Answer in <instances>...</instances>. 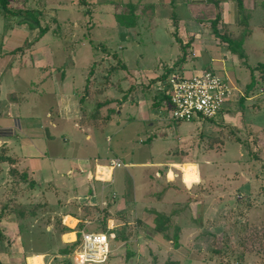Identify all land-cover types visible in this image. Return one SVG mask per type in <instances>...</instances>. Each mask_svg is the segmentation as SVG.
Instances as JSON below:
<instances>
[{"label":"crops","instance_id":"obj_1","mask_svg":"<svg viewBox=\"0 0 264 264\" xmlns=\"http://www.w3.org/2000/svg\"><path fill=\"white\" fill-rule=\"evenodd\" d=\"M127 1L139 3L136 12L141 13L135 27L116 20L119 39L138 43L132 47L137 63L131 67L116 52L101 50L100 58L94 60L98 51L92 52L90 63L78 67L85 35L76 36L75 43L69 39L77 47L73 51L66 42L73 33L55 31L71 28L61 21L60 9L76 11L73 0H55L57 5L32 0L38 15L42 13L39 24L16 20L23 10L19 6L10 17L0 11V147L15 159L13 167L33 182H14L15 188L11 183L4 188L7 194L2 192L0 201L7 200L11 189L17 211L6 210L0 219L5 235L0 264H79L69 247L81 239L82 230L103 231L107 226L114 227L117 238L108 260L98 264H142L149 247L162 250L153 214L167 213L162 207L172 198L179 200L200 185L202 166L194 154L202 153L210 166V158L224 147L217 144L201 152V135L196 138L187 123L192 121L171 119L160 82L172 72L193 75L214 69L235 86L233 96L249 101L264 94V59H253L264 54V0H243V8L238 0ZM47 12H53L52 22L44 20ZM28 26L35 33L40 27L48 31L38 36L31 53H22L18 37ZM158 30L170 35L165 39L170 51H153L152 59L144 61L136 48L155 45ZM244 32L243 46L251 44L241 59L221 35L238 39ZM60 41L66 45L63 54L53 47ZM243 66L259 70L262 84L256 91L232 78ZM233 102L221 113L226 119L221 124L234 127L238 122ZM112 160L121 165L112 166ZM0 165V171L12 166ZM188 165L196 166V178L187 177ZM101 166L108 169L105 178L97 176ZM135 222L137 227L132 226Z\"/></svg>","mask_w":264,"mask_h":264},{"label":"rangeland","instance_id":"obj_2","mask_svg":"<svg viewBox=\"0 0 264 264\" xmlns=\"http://www.w3.org/2000/svg\"><path fill=\"white\" fill-rule=\"evenodd\" d=\"M45 1L57 5L55 0ZM96 1L99 3V8L94 4ZM110 1L121 0H94L90 2L92 6L82 5L79 0H73L76 11L71 7L73 12L70 13L60 9L61 21L71 23V28L68 30L65 27L55 28V31L64 35H68L69 31L73 33L74 37L66 38L68 46L71 44L70 40L74 39V43L79 40L75 39L76 36H81L82 33L85 35L82 36L85 46H80L77 52L78 57L83 59L78 62V67L83 68L86 62L90 63L91 53L96 51L98 53H95L94 60L100 58L102 52L109 51V53L116 52L128 66L137 63L132 50L134 45L132 38H127L126 42L119 39L120 33L114 11H120L122 2L116 7ZM127 2L126 0L124 3ZM17 6L23 10L16 20L33 22L31 15L27 13L28 10L36 11L32 0H9L8 7L11 10H15ZM52 13L44 14V20L52 22L54 19ZM34 31L33 27L28 26L22 29L23 33H19L18 40L22 53L32 52V45L38 39L40 32L39 29L37 33ZM169 37L170 35L165 34L164 31L158 30L156 37L158 41L154 43L155 45H141L135 52H139V55L143 54L144 61L148 57L149 60L152 59L153 51L167 55L170 50L165 39ZM142 38L140 41L144 40V37ZM244 40L246 41L245 38ZM250 44L251 42H247L242 47L244 52ZM71 45L75 51L77 47L73 43ZM119 45L122 48L118 49ZM53 47L55 52L61 51L63 54L66 48L65 41H60L59 45ZM253 59L261 61L264 59V54L259 57L254 56ZM246 63L247 61L244 65ZM110 67L111 65L108 68ZM240 69L238 68L235 74H231L232 78L240 80L247 89L256 91L259 84H262L257 80L260 75L259 70L253 72L245 66ZM259 95L261 97H254L249 101L242 95L232 97V102L235 100L231 106V110L235 112L232 115L238 117L234 127L221 124L226 120L224 114L212 119L202 118L199 121L187 122L191 125V129L195 130L192 134H196V138L201 135L199 139L201 152L217 144L219 147L220 144H224V147H220V152L210 158L212 161L210 166L205 164L206 158L202 153L199 154L197 151L194 154L202 166L203 175L200 185L184 194V197L180 196V201L172 198L168 206L162 207L163 212H167L165 214H169L171 220L167 233L170 238L158 234L156 241L162 250L156 252L147 246L148 250L145 258L142 257V264H264V94ZM186 170L188 178H196L195 165L186 166ZM209 170H211L210 174ZM15 180L8 171L4 169L0 171V197L4 188L13 184ZM178 202L183 208L176 206ZM155 217L154 213L153 218ZM132 226L137 227V222ZM178 228L180 245L175 247L172 238L178 232Z\"/></svg>","mask_w":264,"mask_h":264},{"label":"built area","instance_id":"obj_3","mask_svg":"<svg viewBox=\"0 0 264 264\" xmlns=\"http://www.w3.org/2000/svg\"><path fill=\"white\" fill-rule=\"evenodd\" d=\"M159 89L169 103V113L177 121H199L215 118L231 101L235 86L230 80L212 69H203L193 75L173 72L162 80ZM112 166H120L119 160H112ZM108 169L101 166L97 176L105 178ZM107 226L103 231H81V241L74 250L73 260L79 264L106 262L112 252V242L117 233Z\"/></svg>","mask_w":264,"mask_h":264},{"label":"trees","instance_id":"obj_4","mask_svg":"<svg viewBox=\"0 0 264 264\" xmlns=\"http://www.w3.org/2000/svg\"><path fill=\"white\" fill-rule=\"evenodd\" d=\"M214 3H218L217 0H210ZM240 3V6L243 8V0H238ZM80 4L82 5H88V6H92V4H90L89 0H79ZM111 2V1H110ZM115 3V2H114ZM124 3V2H123ZM120 5L121 9L118 12H115V16H116V20L123 26L126 27H135L136 24L138 23V19L141 15V13H137V9L139 8V3H134L133 1H128L127 4H123ZM9 0H0V11L5 13L6 17H10L12 14H15V12L13 10H11L9 7ZM119 4L116 3V7H118ZM142 10H144V7L141 8ZM88 11V10H87ZM28 14L31 15L33 22L32 23H36L39 24V18L42 16V13L40 12V14L38 15V11H34V10H28L27 11ZM38 15V16H37ZM39 35L41 36L43 35L45 32L48 31V28H44V27H40L39 28ZM246 33H242L241 36L238 39H233L230 38L228 36H223L221 35V37L226 40L227 42H229V46L230 48L236 53L238 54V56L241 59H244L246 57V54L243 50V42H244V38H245ZM124 67V65H123ZM113 68V66H112ZM260 68L264 69V63L260 64ZM249 133H251V131H249ZM255 141V139H254ZM4 150H6L5 148L1 147L0 148V163L2 162H9L10 164H12L11 168L8 170V174L10 176L13 177V179L15 180V183H17V185H19L21 182L24 183H29V186H31L33 184L32 180H29L28 174L25 172H20L16 167H13V163H15V159H13L10 156L5 155ZM14 184V183H13ZM12 184V188H15ZM11 190V189H10ZM10 190L8 189V195H7V200H1L0 201V209H1V213H0V219L3 216V213L5 214L6 210L11 211V210H16V202H14V198L16 197H11L10 194ZM16 191V189L14 190ZM4 194H7V191H4ZM14 199V200H13ZM13 202V203H12ZM156 217L154 219L155 223H156V230L159 231L165 238H170L168 233V229L169 226L171 225L170 222V217L168 215L162 214L160 212H156ZM180 229L178 228V232L174 234L172 241H174V246L175 247H179L180 245V233H179ZM264 234V232H263ZM5 239V235L3 234V232L0 229V240H4ZM81 239H78L77 242H74L70 247H69V251H71V253L73 254L74 250L76 249V247L79 245Z\"/></svg>","mask_w":264,"mask_h":264},{"label":"bare ground","instance_id":"obj_5","mask_svg":"<svg viewBox=\"0 0 264 264\" xmlns=\"http://www.w3.org/2000/svg\"><path fill=\"white\" fill-rule=\"evenodd\" d=\"M186 183V182H185ZM193 183V182H192Z\"/></svg>","mask_w":264,"mask_h":264}]
</instances>
